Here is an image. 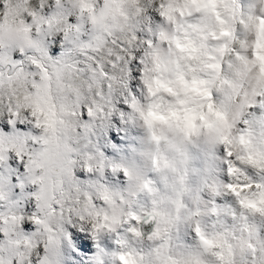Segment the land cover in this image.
Instances as JSON below:
<instances>
[{
	"label": "clouds",
	"instance_id": "9594fccd",
	"mask_svg": "<svg viewBox=\"0 0 264 264\" xmlns=\"http://www.w3.org/2000/svg\"><path fill=\"white\" fill-rule=\"evenodd\" d=\"M30 6L36 15L0 16V50L30 48L42 33L52 43L53 33L64 31L59 25L71 20L70 31L102 58L128 46L125 83L136 57L139 96L130 93L126 104L128 120L144 136L145 170L130 169L139 177L137 194L131 203L124 193L101 197L92 208L76 204L71 214L96 237L112 238L103 264H264V0H31ZM91 48L76 54L87 56ZM33 79L5 65L0 121L10 113L22 117L44 138L36 152L57 161L73 135L75 93L81 103L92 95L86 83L54 71L35 85ZM121 87L114 84V99L124 97ZM14 151L6 145L5 155ZM197 152L214 158L211 172L194 169ZM197 194L212 207L189 218ZM153 217L158 225L146 231Z\"/></svg>",
	"mask_w": 264,
	"mask_h": 264
},
{
	"label": "snow or ice",
	"instance_id": "6c2138e0",
	"mask_svg": "<svg viewBox=\"0 0 264 264\" xmlns=\"http://www.w3.org/2000/svg\"><path fill=\"white\" fill-rule=\"evenodd\" d=\"M0 3L3 4L0 16L5 18L20 13L27 16L36 15L30 6L31 0H0ZM41 3H46V0H41ZM59 27L64 31L53 33L52 43H49V35L42 33L30 48L10 52L0 50V83L3 81L4 67L8 64L16 71V75L21 77L46 79L50 71H54L58 78L71 76L73 82H78L81 86L86 83L92 95L91 101L81 103L80 93H75L73 135L70 141H65L64 152L57 161L47 159L44 152H36L35 145L43 140V137L31 131H18L25 127L22 117L12 119L13 114L10 113L6 123L11 131L0 130V169L8 173L9 164L16 162L22 170L19 189L23 190L27 186L35 189L30 197L35 202V211L26 215L21 212L19 202L12 199L14 189L8 176L0 175V264H56L58 251L66 237L65 226L76 225L71 219L73 206L82 203L85 209L92 208L101 197L109 200L112 195L123 197L124 193L127 194V201L131 203V198L137 194L133 181H138L139 177L133 176L130 169L119 165H112L111 172L114 175L122 174L127 179V189L122 192L112 191L99 181L91 182L84 188L76 178L77 171L103 177L109 167L102 153L90 154L89 137L97 121L106 120L116 111L114 84L122 85V102L127 103V96L130 94L129 69L135 63L136 57L131 56L132 63L128 64V82L125 83L124 66L130 59L126 44L122 45L123 50L105 53L102 58L83 37L78 38L70 31L71 20L66 24L61 23ZM57 46L61 49V54L53 56L52 49ZM89 48L91 51L87 56L76 54L77 49L83 51ZM36 79L32 81L34 85ZM96 84L100 85L98 91L94 88ZM129 106L135 107L134 104ZM2 114L0 103V115ZM6 145H13L15 151L5 155ZM38 168L42 171L38 172ZM194 203L197 207L190 212L189 218L198 215L202 207L205 211L212 207V204L202 200L199 194L194 197ZM65 212L68 213L67 219ZM77 215L83 218L82 213ZM28 224L34 226L35 230L25 231ZM146 224L158 225V221L153 217L147 219ZM79 227L88 231L83 224ZM91 234L96 237L95 233Z\"/></svg>",
	"mask_w": 264,
	"mask_h": 264
},
{
	"label": "rangeland",
	"instance_id": "374dc122",
	"mask_svg": "<svg viewBox=\"0 0 264 264\" xmlns=\"http://www.w3.org/2000/svg\"><path fill=\"white\" fill-rule=\"evenodd\" d=\"M247 2L248 0H241L242 4H247ZM51 54L58 56L61 54V49L57 46L52 49ZM129 70L128 92L133 96H139V72L134 65H131ZM115 108L116 111L111 117L95 123L89 137L91 142L90 154L102 153L109 167L103 177L77 171L76 178L81 181V186L84 188H87L91 182L99 181L112 191L122 192L127 189V179L122 174L114 175L111 172L112 165L137 171L145 170L143 133L128 120L130 109L126 103L122 102V97L115 100ZM1 128L4 131H11L5 121H1ZM21 129L25 133L29 132L26 127ZM97 135L99 137L96 139ZM193 166L197 171L211 172L215 167L214 158L203 156L197 152L193 157ZM10 169H12L11 176L8 175L9 172L5 173L3 169H0V175L8 176L14 189L12 199L19 202L22 213L30 215L31 212L35 211V202L30 198L35 189L32 186H27L23 190L19 189V178L22 176L21 167L13 161L9 164ZM24 230L30 232L35 229L34 226L28 224ZM65 232L66 237L60 249H62L63 260L67 264H103V257L112 243L111 237L106 234L101 237H93L89 231L81 229L78 225H66ZM184 239L186 240V237Z\"/></svg>",
	"mask_w": 264,
	"mask_h": 264
},
{
	"label": "trees",
	"instance_id": "16d2710c",
	"mask_svg": "<svg viewBox=\"0 0 264 264\" xmlns=\"http://www.w3.org/2000/svg\"><path fill=\"white\" fill-rule=\"evenodd\" d=\"M245 3H243L242 5H244ZM0 8H3V4L0 3ZM6 122V121H5ZM0 130H3L1 128V121H0ZM4 131V130H3ZM18 131H21L23 133H25L24 130H22L21 128L18 129ZM99 137V135H97L95 138L97 139ZM95 142L97 143V140H95ZM9 176L12 175V169L9 170V173H8ZM56 264H67L64 260H63V254H62V249H59L58 251V254H57V257H56Z\"/></svg>",
	"mask_w": 264,
	"mask_h": 264
},
{
	"label": "water",
	"instance_id": "95a60500",
	"mask_svg": "<svg viewBox=\"0 0 264 264\" xmlns=\"http://www.w3.org/2000/svg\"><path fill=\"white\" fill-rule=\"evenodd\" d=\"M146 231H150L151 230V226H147V228L145 229Z\"/></svg>",
	"mask_w": 264,
	"mask_h": 264
},
{
	"label": "built area",
	"instance_id": "2783aa9c",
	"mask_svg": "<svg viewBox=\"0 0 264 264\" xmlns=\"http://www.w3.org/2000/svg\"><path fill=\"white\" fill-rule=\"evenodd\" d=\"M10 132V131H9Z\"/></svg>",
	"mask_w": 264,
	"mask_h": 264
}]
</instances>
